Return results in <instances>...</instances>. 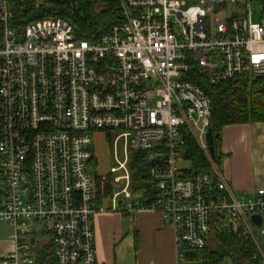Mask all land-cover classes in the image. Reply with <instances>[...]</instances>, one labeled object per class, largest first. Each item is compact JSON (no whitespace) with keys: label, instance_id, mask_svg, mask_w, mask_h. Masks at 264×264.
Segmentation results:
<instances>
[{"label":"built area","instance_id":"built-area-1","mask_svg":"<svg viewBox=\"0 0 264 264\" xmlns=\"http://www.w3.org/2000/svg\"><path fill=\"white\" fill-rule=\"evenodd\" d=\"M117 1L121 19L80 39L57 17L15 27L0 0V223L14 233L0 264H39L45 251L52 264H97L93 218L105 199L133 217L159 213L175 264L205 248L216 214L254 246L248 264H264V187L236 193L213 165L187 179L177 168L184 134L209 155L211 100L186 75L211 86L264 77V1L258 22L227 14L239 0ZM97 133L121 173L110 196L91 175ZM131 153L153 163L158 197L147 205L130 192Z\"/></svg>","mask_w":264,"mask_h":264},{"label":"trees","instance_id":"trees-1","mask_svg":"<svg viewBox=\"0 0 264 264\" xmlns=\"http://www.w3.org/2000/svg\"><path fill=\"white\" fill-rule=\"evenodd\" d=\"M12 14L11 25L24 27L45 17L65 20L80 39H94L110 25L121 19L117 0H4ZM198 85L211 100L208 129L211 131L214 158L205 154L184 134L183 145L178 149L180 160L188 161L190 167L181 171V178H191L221 166L219 146L222 128L228 125L264 124V77L249 80L233 78L225 84L211 86L196 70L186 75ZM128 166L133 171L130 192L134 199L147 205L158 197L156 183L150 176L153 163L149 153H132ZM228 223L216 214L212 233L203 250L188 259L189 264H248L255 253L254 246L245 240L239 230L232 231ZM39 264H52L50 252L38 258Z\"/></svg>","mask_w":264,"mask_h":264},{"label":"crops","instance_id":"crops-1","mask_svg":"<svg viewBox=\"0 0 264 264\" xmlns=\"http://www.w3.org/2000/svg\"><path fill=\"white\" fill-rule=\"evenodd\" d=\"M220 141L218 171L227 185L236 193L264 187V124L225 126ZM104 202L93 218L97 264H175L173 232L159 213L133 217ZM10 237L0 241V257L12 250Z\"/></svg>","mask_w":264,"mask_h":264},{"label":"rangeland","instance_id":"rangeland-1","mask_svg":"<svg viewBox=\"0 0 264 264\" xmlns=\"http://www.w3.org/2000/svg\"><path fill=\"white\" fill-rule=\"evenodd\" d=\"M263 1L264 0H239L238 4L227 5L225 9L227 11V14L236 12V14H238L239 16H244L245 13H248L252 22H258L262 12ZM109 143H111L110 138L108 137L105 139L100 133H97L93 137L92 148L94 151L93 160L95 161H93L91 164L92 177L97 176L98 185L100 181H102L104 194L108 196L112 195L114 191H117L121 187L120 184L114 183V177L121 173H110V168L115 167L116 164L114 162L112 148L109 147ZM117 158L120 161L122 160V151L120 147L117 150ZM189 167L190 163L188 161H182V159L178 160L177 168L179 170H187L189 169ZM126 169L129 180L131 181V175L133 171L130 169L128 164L126 165ZM12 234L14 233L13 229L10 226L0 224V241L8 240V237ZM261 248L264 254V243L261 245ZM226 264L229 263L226 262Z\"/></svg>","mask_w":264,"mask_h":264},{"label":"water","instance_id":"water-1","mask_svg":"<svg viewBox=\"0 0 264 264\" xmlns=\"http://www.w3.org/2000/svg\"><path fill=\"white\" fill-rule=\"evenodd\" d=\"M205 140H206V145L208 147L209 156L211 158H214V149H213V146H212V143H213L212 142V136H211V131L209 129L207 130ZM251 220L257 226L260 225V217H258V216H252L251 217Z\"/></svg>","mask_w":264,"mask_h":264}]
</instances>
